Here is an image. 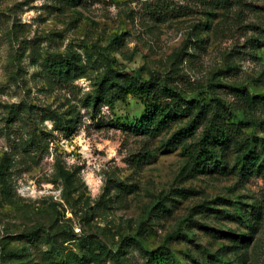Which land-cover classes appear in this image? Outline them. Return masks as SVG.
I'll use <instances>...</instances> for the list:
<instances>
[{
    "label": "rangeland",
    "instance_id": "obj_1",
    "mask_svg": "<svg viewBox=\"0 0 264 264\" xmlns=\"http://www.w3.org/2000/svg\"><path fill=\"white\" fill-rule=\"evenodd\" d=\"M124 73L167 77L204 123L140 130L116 86L94 105ZM213 115L236 138L199 152ZM262 146L264 0H0V264H147L158 247L264 264Z\"/></svg>",
    "mask_w": 264,
    "mask_h": 264
},
{
    "label": "trees",
    "instance_id": "obj_2",
    "mask_svg": "<svg viewBox=\"0 0 264 264\" xmlns=\"http://www.w3.org/2000/svg\"><path fill=\"white\" fill-rule=\"evenodd\" d=\"M133 78L128 73L114 74V76L105 78L100 83L101 92L92 100L93 104L101 102L105 88L116 86L117 92L112 95V98L124 99L127 95H131L143 104L144 112L142 116L134 121V126L140 130L156 132L173 119V117L190 114L193 109H196L193 118L183 130L178 131V134L175 133V136L186 134L204 123V113L206 114V111H204L205 105L184 98L180 90L170 85L167 77L158 78L151 76L146 80H136ZM235 132L233 127L226 125L220 119L219 115H213L209 126L204 129L199 141V152L202 150L204 152L207 151L208 147L226 144L232 138H236ZM251 158L252 163L255 164L257 156H251ZM146 256L147 264H175L171 252L164 247L148 251Z\"/></svg>",
    "mask_w": 264,
    "mask_h": 264
}]
</instances>
